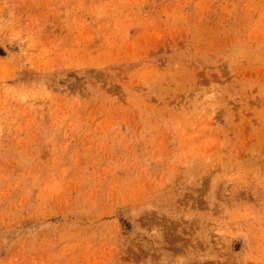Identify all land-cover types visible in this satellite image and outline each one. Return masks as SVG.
Wrapping results in <instances>:
<instances>
[{
	"label": "rangeland",
	"instance_id": "374dc122",
	"mask_svg": "<svg viewBox=\"0 0 264 264\" xmlns=\"http://www.w3.org/2000/svg\"><path fill=\"white\" fill-rule=\"evenodd\" d=\"M0 264H264V0H0Z\"/></svg>",
	"mask_w": 264,
	"mask_h": 264
}]
</instances>
